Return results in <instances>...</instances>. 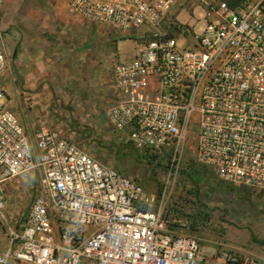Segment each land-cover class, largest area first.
<instances>
[{"label":"built area","instance_id":"obj_1","mask_svg":"<svg viewBox=\"0 0 264 264\" xmlns=\"http://www.w3.org/2000/svg\"><path fill=\"white\" fill-rule=\"evenodd\" d=\"M63 1L70 16L137 44L133 59L112 69L107 112L137 153L166 160L170 173L186 163L264 192V0L208 3L203 25L178 37L164 26L173 0ZM7 66L0 32V77ZM29 174L37 177L32 201L15 219L5 189ZM168 199L48 125L30 140L0 102V264H262L206 255L174 231L182 224L166 216Z\"/></svg>","mask_w":264,"mask_h":264},{"label":"rangeland","instance_id":"obj_2","mask_svg":"<svg viewBox=\"0 0 264 264\" xmlns=\"http://www.w3.org/2000/svg\"><path fill=\"white\" fill-rule=\"evenodd\" d=\"M1 1L0 32L8 46V66L0 77V102L19 116L30 140L40 126H50L92 159L138 182L147 193L156 197L164 191L169 193L166 216L171 214V219L182 224L174 231L196 239L209 257L235 256L264 264V192L221 183L203 169L188 167L186 163L170 173L173 168L166 160L140 155L109 124L107 112L114 100L111 72L115 64L133 59L138 48L134 38L120 39L115 31L93 27L107 41L106 49L101 47L110 62L104 78L102 75L91 81L89 76L84 78L83 73H78L76 80L60 82L59 72L48 74L37 66L31 77L38 84L29 85L17 55L20 18L27 11L41 19L57 18L62 14H58L61 3L47 0L45 9V0ZM214 1L173 0L164 26L176 37L196 31L204 23L206 5ZM15 2L18 5L12 8ZM17 179L5 189L7 209L15 219L26 214L37 177L29 174ZM5 245L0 233V252Z\"/></svg>","mask_w":264,"mask_h":264},{"label":"crops","instance_id":"obj_3","mask_svg":"<svg viewBox=\"0 0 264 264\" xmlns=\"http://www.w3.org/2000/svg\"><path fill=\"white\" fill-rule=\"evenodd\" d=\"M57 1L61 3L58 14L62 13L57 18L41 19L28 11L20 18V46L17 55L20 56V65L29 85L38 84L31 77L37 66L48 74L59 72L62 75L58 77L60 82L76 80L78 73H83L84 78L89 76L92 81L100 78L110 67L108 57L102 54V48L106 49L107 42L104 36L96 33L91 25L70 16L63 0ZM47 2H43L45 9ZM14 4L12 8L18 5L17 2Z\"/></svg>","mask_w":264,"mask_h":264},{"label":"trees","instance_id":"obj_4","mask_svg":"<svg viewBox=\"0 0 264 264\" xmlns=\"http://www.w3.org/2000/svg\"><path fill=\"white\" fill-rule=\"evenodd\" d=\"M229 1L230 4H235L236 2H238L239 0H227Z\"/></svg>","mask_w":264,"mask_h":264},{"label":"bare ground","instance_id":"obj_5","mask_svg":"<svg viewBox=\"0 0 264 264\" xmlns=\"http://www.w3.org/2000/svg\"><path fill=\"white\" fill-rule=\"evenodd\" d=\"M12 181H9V183H11Z\"/></svg>","mask_w":264,"mask_h":264}]
</instances>
